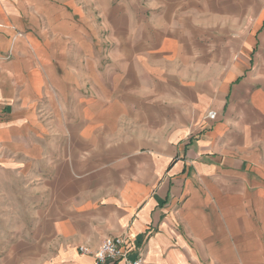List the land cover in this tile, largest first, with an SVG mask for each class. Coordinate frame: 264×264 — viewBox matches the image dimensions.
<instances>
[{
  "label": "crops",
  "instance_id": "0c3cea01",
  "mask_svg": "<svg viewBox=\"0 0 264 264\" xmlns=\"http://www.w3.org/2000/svg\"><path fill=\"white\" fill-rule=\"evenodd\" d=\"M0 228V264H264V0H0Z\"/></svg>",
  "mask_w": 264,
  "mask_h": 264
},
{
  "label": "built area",
  "instance_id": "2783aa9c",
  "mask_svg": "<svg viewBox=\"0 0 264 264\" xmlns=\"http://www.w3.org/2000/svg\"><path fill=\"white\" fill-rule=\"evenodd\" d=\"M207 119L214 121L216 119L215 112H209ZM128 243V239L123 236L105 239L94 254L96 264H103L108 260H121L125 264H146L141 257L129 258L130 249ZM80 250L84 254L87 253L86 249Z\"/></svg>",
  "mask_w": 264,
  "mask_h": 264
},
{
  "label": "rangeland",
  "instance_id": "374dc122",
  "mask_svg": "<svg viewBox=\"0 0 264 264\" xmlns=\"http://www.w3.org/2000/svg\"><path fill=\"white\" fill-rule=\"evenodd\" d=\"M207 122H213V121H210V120H208L207 119ZM18 182V181H17ZM20 197V196H19ZM22 207V205L19 203V202H17V204H16V220L19 222V223H22V221H23V219L25 218V216H27V214L28 213H25V212H23V211H21L20 210V208ZM15 230L17 231V232H20V231H22V228L20 227V228H18V227H16L15 228ZM6 231H5V229H3V228H0V236H1V234L2 233H5ZM6 234V233H5Z\"/></svg>",
  "mask_w": 264,
  "mask_h": 264
}]
</instances>
